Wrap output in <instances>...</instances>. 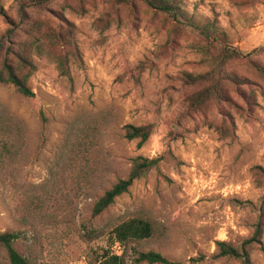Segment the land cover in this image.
Listing matches in <instances>:
<instances>
[{"label": "rangeland", "instance_id": "rangeland-1", "mask_svg": "<svg viewBox=\"0 0 264 264\" xmlns=\"http://www.w3.org/2000/svg\"><path fill=\"white\" fill-rule=\"evenodd\" d=\"M19 5L0 0V10L25 24ZM184 9L196 26L214 24L221 46L247 55L226 66L250 78L229 85V101L191 104L198 86L183 74L213 68L206 40L138 0H53L30 12L71 30L73 52L69 77L50 57H35L33 98L0 84V112L20 128L16 151L0 148V232H21L15 247L32 264H100L105 252L122 253L112 230L134 218L155 231L129 244L127 264H139L135 250L242 264L212 259L217 241L240 246L260 230L264 245V78L250 63L264 65V0H184ZM8 28L0 15V37ZM129 124L152 125V136L143 145L127 140ZM138 156L162 160L94 216L96 200ZM0 264H10L1 245ZM251 264H264L257 246Z\"/></svg>", "mask_w": 264, "mask_h": 264}, {"label": "trees", "instance_id": "trees-1", "mask_svg": "<svg viewBox=\"0 0 264 264\" xmlns=\"http://www.w3.org/2000/svg\"><path fill=\"white\" fill-rule=\"evenodd\" d=\"M53 0H20L18 17L25 24L16 23L14 18L7 16L6 12L0 10L9 28L5 35L0 37V84L12 85L23 97L33 98L35 92L31 84V79L38 67L35 62L36 56L50 57L56 64L61 75L70 76V60L72 56V35L71 30H55L46 25L41 19L33 18V13L42 9L47 3ZM149 9L162 14L166 20L172 22L176 28H192V31L201 35L206 40V50L209 53L214 65L210 71L204 74L184 73L183 77L189 85H197L198 89L191 94L190 101L194 107H200L210 101H229L230 93L228 88L234 86L239 89L242 85H248L250 78L241 77L236 72L226 69V66L233 61L247 58V55L239 50L228 46H221L224 35L213 23L196 26L194 21L184 9V0H138ZM225 45V44H223ZM255 72L264 78V65L250 61ZM230 85V86H229ZM243 95V94H242ZM251 99V98H247ZM11 125V127H10ZM16 126L0 112V148L8 155L15 150L12 143L13 136L19 132L12 128ZM125 138L129 141H138L139 145L146 143L152 136V125H126ZM81 142L77 148H80ZM161 157L148 158L138 156L132 160L129 174L126 178L120 179L109 190L96 200L93 205V215L100 216L106 211L116 199L129 192L132 185L145 178L153 169L158 167ZM42 205H37L35 211H42ZM154 226L151 222L134 218L123 222L112 230L114 239L118 242L122 250L121 254L107 251L100 264H127L125 260L128 246L131 242L150 238L154 234ZM102 232L95 231L93 237L102 236ZM22 237L19 231L0 232V245L7 252L10 264H32L28 258L23 256L15 247L17 241ZM217 253L212 259L235 258L242 264H251V250L257 246L264 254V245L260 230L255 235L244 241L240 246H234L226 241H217ZM136 263L145 264H201L208 260L206 255L189 258L187 261H172L154 251H137Z\"/></svg>", "mask_w": 264, "mask_h": 264}]
</instances>
